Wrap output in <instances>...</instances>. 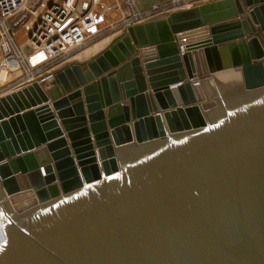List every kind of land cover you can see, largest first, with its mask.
Returning a JSON list of instances; mask_svg holds the SVG:
<instances>
[{
    "label": "water",
    "instance_id": "water-1",
    "mask_svg": "<svg viewBox=\"0 0 264 264\" xmlns=\"http://www.w3.org/2000/svg\"><path fill=\"white\" fill-rule=\"evenodd\" d=\"M0 264H264V0L128 26L1 95Z\"/></svg>",
    "mask_w": 264,
    "mask_h": 264
},
{
    "label": "built area",
    "instance_id": "built-area-1",
    "mask_svg": "<svg viewBox=\"0 0 264 264\" xmlns=\"http://www.w3.org/2000/svg\"><path fill=\"white\" fill-rule=\"evenodd\" d=\"M31 1L0 0V96L32 82L45 90L58 68L75 61L97 41L113 40L128 26L206 3L162 0L141 8L137 0H43L21 28L10 35V26Z\"/></svg>",
    "mask_w": 264,
    "mask_h": 264
},
{
    "label": "rangeland",
    "instance_id": "rangeland-1",
    "mask_svg": "<svg viewBox=\"0 0 264 264\" xmlns=\"http://www.w3.org/2000/svg\"><path fill=\"white\" fill-rule=\"evenodd\" d=\"M38 15H39V11L35 14V18H34V21L37 19V17H38ZM17 39L18 40H21V36H19V37H17ZM111 40L112 39H110V38H107V39H102V40H100V41H97L96 43H94L93 45H91L90 46V50H92V51H90L91 53H92V55H94V54H97L98 52H100L101 50H103L106 46H108V44L111 42ZM107 42V43H106ZM105 44V45H104ZM96 45V46H95ZM89 49V48H88ZM88 49H86V50H84V51H82V53L83 52H85V51H87ZM97 51V52H96ZM86 53V52H85ZM80 55V54H79ZM78 55V56H79ZM90 55V54H89ZM92 55H90V56H92ZM90 56H86V57H81V59H77V61L79 62H81V61H85V60H87V59H89V57Z\"/></svg>",
    "mask_w": 264,
    "mask_h": 264
},
{
    "label": "bare ground",
    "instance_id": "bare-ground-1",
    "mask_svg": "<svg viewBox=\"0 0 264 264\" xmlns=\"http://www.w3.org/2000/svg\"><path fill=\"white\" fill-rule=\"evenodd\" d=\"M107 43V42H106ZM105 45V44H104ZM96 46V45H95ZM185 45H181V44H179V52H183L184 50H185ZM88 49V48H87ZM86 50V49H85ZM90 51H92V50H90V47H89V49L87 50V51H85V52H81L80 53V55L78 56V57H76L74 60H76L77 61V59L79 60V59H81V57H88V56H90V55H92V53L90 52ZM97 52V51H96ZM90 54V55H89Z\"/></svg>",
    "mask_w": 264,
    "mask_h": 264
}]
</instances>
